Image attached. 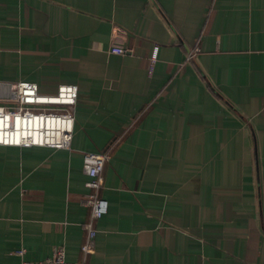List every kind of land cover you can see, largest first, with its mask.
<instances>
[{
    "label": "crops",
    "instance_id": "obj_1",
    "mask_svg": "<svg viewBox=\"0 0 264 264\" xmlns=\"http://www.w3.org/2000/svg\"><path fill=\"white\" fill-rule=\"evenodd\" d=\"M24 81L76 84L75 129L71 150L0 146V264L59 246L88 264H264V0H0V105ZM86 151L111 156L91 254Z\"/></svg>",
    "mask_w": 264,
    "mask_h": 264
},
{
    "label": "built area",
    "instance_id": "obj_2",
    "mask_svg": "<svg viewBox=\"0 0 264 264\" xmlns=\"http://www.w3.org/2000/svg\"><path fill=\"white\" fill-rule=\"evenodd\" d=\"M117 54L128 50L116 48ZM199 51L192 49L186 61H191ZM157 61V47L150 56L151 67ZM79 89L76 84L63 83L55 92L40 90L33 82H19L15 85L14 97L4 100L0 105V146L7 147H47L54 150H71L75 129V107ZM83 169L88 176L87 187L90 192L83 202L90 208V217L85 224L86 241L81 246L84 254L95 250L97 229L94 223L108 212V201L99 196L103 187V173L110 159V152L86 151L83 153ZM24 249L17 251L23 257ZM21 264H88L70 262L66 259L63 246L56 247L51 257L38 262L23 259Z\"/></svg>",
    "mask_w": 264,
    "mask_h": 264
}]
</instances>
